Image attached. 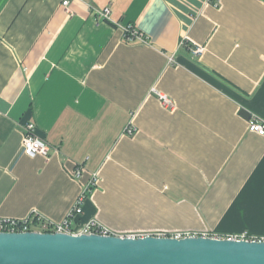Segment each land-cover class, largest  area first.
Returning a JSON list of instances; mask_svg holds the SVG:
<instances>
[{"label":"crops","instance_id":"0c3cea01","mask_svg":"<svg viewBox=\"0 0 264 264\" xmlns=\"http://www.w3.org/2000/svg\"><path fill=\"white\" fill-rule=\"evenodd\" d=\"M63 1L0 0V218L62 222L95 173L73 227L133 233L123 218L210 196L264 207V137L240 116L264 120V0ZM30 122L49 157L24 153Z\"/></svg>","mask_w":264,"mask_h":264},{"label":"water","instance_id":"95a60500","mask_svg":"<svg viewBox=\"0 0 264 264\" xmlns=\"http://www.w3.org/2000/svg\"><path fill=\"white\" fill-rule=\"evenodd\" d=\"M0 264H264V240L1 232Z\"/></svg>","mask_w":264,"mask_h":264},{"label":"built area","instance_id":"2783aa9c","mask_svg":"<svg viewBox=\"0 0 264 264\" xmlns=\"http://www.w3.org/2000/svg\"><path fill=\"white\" fill-rule=\"evenodd\" d=\"M71 0H64L62 2L63 7H65L66 11H68V6L70 5ZM92 14L96 17L98 21L101 22H108L112 23L115 26H120V24L115 23L111 19V8L106 7L104 9H99L96 7H91ZM124 32V39L126 42H146V38L144 35L139 32L133 25L127 26H120ZM203 50L201 48H195L193 50V54L197 55L200 54ZM174 60L170 57V63H173ZM160 100L166 105L171 106L172 102L166 97L160 95ZM248 131L259 136L264 137V120L257 115H252L251 120L248 122ZM126 135L134 136L136 135V129L133 127H129L126 130ZM23 148L24 153L29 157L35 156H43L45 158L49 157L50 150L48 145L42 141L36 135V125L32 122L28 123L24 127V139H23ZM83 170L78 168L75 171L74 176L77 179L82 177ZM98 174L95 173L92 176L89 184L83 189L80 196L77 198L76 202L74 203L71 210L68 212L66 218L62 222H53L50 220H44V218L38 216L37 220L39 222V226L37 228L32 227L33 220L32 218H26L23 220H18L14 218H0V233L1 232H17V233H24V232H31V231H38L44 233H51V232H60V233H67V234H98L103 236H110V235H118V236H131V237H144L149 236V234H140V235H122L117 234L112 228L103 224L98 218L88 222L81 228L73 227L72 222L77 216H80L83 213V202L87 198L88 195L92 193L97 185ZM159 237H173L176 239H183L187 237H210V238H226V239H233V240H256L250 238L247 233L239 234V235H228L225 237L213 234H200V233H193V232H176L172 234H160L155 235Z\"/></svg>","mask_w":264,"mask_h":264},{"label":"rangeland","instance_id":"374dc122","mask_svg":"<svg viewBox=\"0 0 264 264\" xmlns=\"http://www.w3.org/2000/svg\"><path fill=\"white\" fill-rule=\"evenodd\" d=\"M206 194H204L205 196ZM232 199L219 203L213 198L207 197L200 200V204L192 208V213L181 215L174 207L159 206V215L152 217L144 214L128 219H122V224L142 225L144 228L133 233L123 232L122 235H160L176 232H193L200 234H213L222 237L239 235V232H249L248 236L256 240H264V218L260 214L264 207H244L238 203H231ZM261 209V210H260ZM259 211V218H251L248 212ZM256 213V212H255ZM259 238H257V237Z\"/></svg>","mask_w":264,"mask_h":264},{"label":"trees","instance_id":"16d2710c","mask_svg":"<svg viewBox=\"0 0 264 264\" xmlns=\"http://www.w3.org/2000/svg\"><path fill=\"white\" fill-rule=\"evenodd\" d=\"M38 226H39V222H38L37 218H35V219L33 220V225H32V227H38Z\"/></svg>","mask_w":264,"mask_h":264}]
</instances>
